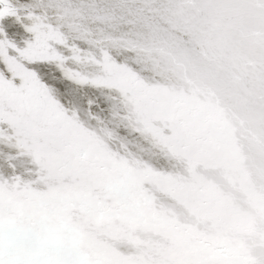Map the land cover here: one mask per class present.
I'll list each match as a JSON object with an SVG mask.
<instances>
[{
    "label": "rangeland",
    "instance_id": "374dc122",
    "mask_svg": "<svg viewBox=\"0 0 264 264\" xmlns=\"http://www.w3.org/2000/svg\"><path fill=\"white\" fill-rule=\"evenodd\" d=\"M73 1L74 0H55L53 2L55 7L61 9V11H65L66 7H69L71 3L73 4ZM76 1L80 5H82L85 9H87V12H85V16L93 19L92 21L93 25L88 23L84 25V27H79L76 26L77 23L74 19L70 18L67 20L66 18L61 16L63 19H66L68 21V24H64L66 22H64L62 19H55V23L57 26L56 29L58 30L54 34V36L56 37L54 38L53 36L54 39L51 37L52 38L51 41L49 40L47 41V36L44 37L43 33L39 32V29L36 28H35L36 32L34 34L37 36L38 39L33 35L32 36L28 35V37H26L27 34L25 33L24 30L21 29V27H17L19 29L16 31L11 30L12 32L10 31L8 32V35L12 34L14 40L12 41V43L16 48L18 47V49L19 48L20 49L22 48L24 50L26 49L30 53L31 60L28 61L29 62L28 64L25 62L28 65L26 68L33 70L35 74V78L39 80L43 86L45 85L44 82H49L50 84V81L51 84L56 85L57 90L54 91L50 89L46 91L47 95L49 94L50 97L51 94L56 95L57 100H59V107H60L59 111L58 109L56 110L53 109V114L54 113H55L54 115L61 114L65 118H67L66 116L69 117V115L73 116L75 120L79 121L78 123L81 124L82 127L83 126L85 127V128L83 127L85 129V130L83 129L84 133L82 132V134H79L80 137L82 135L83 137L87 136L89 139H93L99 146L105 149L107 153L111 155L114 159L124 163L125 165L133 169L140 171L143 169L142 171H145V167L151 165L152 167L160 170L161 172L163 171V173L167 177H169L170 181L172 182L180 181L189 190L192 189V190L200 191L201 193L205 192L204 193L205 195L206 193H210L211 195L213 194L215 196L217 195L218 198L220 197L225 202L231 203L239 212H241L244 222L241 221L242 219L238 218V220L236 219L237 225L230 224V227L227 225H224L223 227V226L215 225L214 223H208L204 219L205 216L201 217L203 215L200 214L197 215V213H194L192 209L186 208L184 205L181 204L179 205L174 201L172 202V200L169 199L168 195H165L158 190L156 191L150 189L149 186L143 185L139 189V193H138L140 198L135 199L134 195L132 194L131 190L128 188L126 184L123 185L117 184L116 186L115 185L111 186L110 183L105 182L103 177L98 176L100 175L99 173L95 171L87 172L82 167L81 168L80 167L77 168L76 166L74 167V165L70 163L69 159L66 156H62L61 153L58 151L57 152L53 151V149H55L54 146L58 145L55 142L56 141L55 137H53L52 132L46 130L45 128L46 124L38 120L37 116L30 114L28 111H24L22 109V111L25 114H27L31 122H29L28 124V122L25 121L27 125L23 124V122H20V124L19 123L13 124L12 122H14V120L8 115L9 109L11 108L12 111L17 112L14 114V116L17 118L20 117L21 110L19 112L17 105L9 104L10 105L9 106L7 105L6 102L4 103L3 99L0 98L1 99L0 120L5 121V123L7 124L6 130L10 129L11 131V133L8 134L7 132H3V129H1L2 131L0 130L1 131L0 132V200H1L0 201V260H4L5 262L4 264H21L16 259H13L10 255L11 254L16 255V253L18 254V252H16V250H18L16 246L22 247L23 243L26 241L25 240L23 242L20 239L22 238V236L24 237L29 236L31 239L35 240V242H37L36 240H39L41 245L44 244V246L37 248V250L39 249L38 251L40 253L39 254L40 256L45 257L42 258V262L46 261L47 263H51V264H64V263L65 264H108V263L116 264L117 262H118L117 264H124V263L125 264H129V263L130 264H166V263L168 264H264V251H263L264 250V238H263L264 237V137H263L264 118L263 120L262 118H260V120L259 119L256 120L253 112L247 111L245 108H243V106H238L237 103L233 102L234 100L229 101L231 99L229 96L227 98H224V102H222L224 104L223 105L222 103H220L221 101L219 102L217 101L214 94L211 93V90L210 91L207 90L204 84V82H206L207 79L211 78V76L216 75L219 77H223L228 82H230L232 87L239 89L242 85L243 88L241 87V89L243 91L245 89V91H247V96L250 97V99L248 98V100L254 101L256 103L260 102L264 106V85L261 83L264 82V60H260V56L257 55L258 53H255L256 54L255 55L252 52L248 51L249 49L254 51V49L252 48L248 49V47H246L243 48V54H245L243 55V61L245 59L243 63L245 69H242L243 71L238 67H236L234 68V70L239 69V71L235 70L232 73V71L229 72L228 69L219 66L218 71H214L215 74L211 75L209 73L210 72L209 71L210 68L208 66L209 64L207 62H201L202 59L200 58L201 60L198 59L197 64H199L200 66L203 65L204 70L199 69L198 71H200L199 73H201L200 76L199 74H197L198 76L195 74L196 75L195 76L190 74L189 71L186 70L185 65H187L186 64L187 62L186 63L184 62L185 63V65L183 64L184 67L180 65L183 63V59L181 60L178 59L177 61V59L168 55L166 51H161L158 47L153 45V43H155L154 39L161 38L159 36L161 35L159 33V30H155L158 29L157 26L151 28L150 25L149 27L147 24L145 25L144 22L140 23L136 18L134 19L128 16L119 17L111 9L107 10L103 8L99 2L100 0H76ZM120 1L122 5L127 6L125 2L128 0H120ZM132 1L135 2L134 4L136 5L135 7L138 8L139 6L138 9H142V10L145 9L147 11L151 10L152 12L151 14H153L152 10H154V8L161 9V14L159 13L160 11H157L156 15L161 21L170 23V26L169 25L166 26L167 30H169L171 26L173 28L174 26L173 24H175V26L177 24L179 29H177L176 27H174L173 29L179 30L180 32L179 31L178 32L180 35L182 34V36L185 37L188 36L187 38L190 37L189 39H193V38L195 39L196 37L199 36V34H201L202 37L200 38L203 39L202 32L199 26H197L198 23L206 24L204 26L205 28L203 26L200 27L204 28V30L206 31L204 33H206L207 36L210 33V31H212L211 35L217 36L216 29L219 30L218 27L223 28L226 31L229 27L234 26L235 23V22H233V24L227 22L225 23L224 19H220L219 22L216 19L217 16H220L221 14H225L226 10L223 11L218 9L217 11H215L213 8H211L212 4L216 3L215 0H204L201 2L194 0L192 2V0L191 1L188 0V2L186 1L183 3L180 0H160L161 2L158 0L157 1L132 0ZM146 1H148L149 3ZM246 2H247L246 4L247 8L248 7L251 9L254 8L253 10L255 12L260 11V14L264 13V0H247ZM130 4L131 3L129 2L128 5ZM190 4L192 5V9H194L195 11L189 10L187 6ZM184 6L187 8L186 9L187 11L184 10ZM237 7L238 9L241 8L238 5ZM119 8L120 7L118 8L116 7L117 10L122 9ZM211 9H212V13H211ZM253 10H251V12L249 11L250 13H252L249 16L255 17V15L252 12ZM54 11L55 10H53V12ZM166 13H168V16L167 18H164L162 14L166 16ZM58 14H63V13L56 11L54 12V15H58ZM173 14H175V16ZM187 15H189L190 18H188ZM200 15L204 17L202 18ZM183 16L187 17V19L185 18L183 20L180 18L178 19V17H183ZM261 16L263 20L262 21L260 20V23H256L255 25L252 26L256 30L254 32H251V34L253 33L257 35V31H258L259 35H262L264 37V14H262ZM168 17L169 18L171 17L172 19L174 18L175 22L174 20L172 21V19H169ZM80 18L81 17L78 16L75 19L76 20L78 19V22L83 21ZM198 18H200V20ZM237 18L238 16H235L231 19H237ZM125 20L128 22H126ZM154 21L153 19H150V22H154ZM215 23H218L219 25L215 27L214 25ZM135 26L138 28H136ZM6 28L7 30H10V28L8 27ZM149 28L152 29L153 32L149 30ZM172 28H170V30H173ZM97 29L102 32L103 31L107 32L113 36L123 35L121 33H125V35H128L129 37L132 38L139 37L141 38V40L144 39L145 46L138 47L133 45L131 47L130 46L131 44H127L123 40L122 41L119 39L112 40V39H107L106 37L103 38V35L100 34L101 32H99ZM20 30L23 31L21 32L23 36L20 33ZM199 30L201 33L199 32ZM237 30H240L237 35L242 43H244V41H246L247 44L252 42V39H249L250 38L249 32L244 33L245 31L244 30L241 31L242 29L239 26H237ZM155 31H157L158 33ZM184 31L188 33V35L184 33ZM127 32H129L130 34H128ZM178 32L175 33L178 34ZM189 32H191L192 34ZM194 33L197 36H195ZM155 35L156 36L158 35V37L156 38ZM162 35H163L162 39H167L166 36L164 35H168V34L165 33ZM211 35H209L210 38L211 37L215 38V36H211ZM62 36H66L67 43L64 42V39L63 40L61 39ZM148 37L150 38L152 37V38L150 39ZM167 37H169V35ZM222 37L229 39L230 37L229 32L228 34H224V36ZM222 37H220V40L222 39ZM6 38H9L8 40L10 41V37H6ZM216 39H219L218 36ZM194 41L197 43H193L192 45L194 46L197 45V46L194 47L191 45L192 46L191 48H193V52L196 51L195 52L196 54H200L203 57V55L201 54L203 52L200 50L201 48H203V46L200 44L198 45L199 41L197 39H195ZM43 42H46V45H44L45 43ZM149 42H151L150 44H152L153 46H151ZM259 42L264 43V41H259ZM229 45L226 46L229 47ZM13 50L14 49L11 48V52H14L15 55L18 54V52ZM104 50H106L105 52L110 53V56H112L113 58L105 56ZM188 52L186 51L187 56L188 55L191 56L192 52L190 53ZM35 56H37V58ZM132 56L136 57V59L133 58ZM124 57H129L130 60H128L127 58L125 59ZM256 57L259 59H256ZM92 58H94L95 61L94 59L92 60ZM116 59L118 61H115ZM213 59L214 57L211 60ZM179 61L181 62L178 63ZM118 63L122 64L124 66V69L130 72V75L127 73L122 74L121 72H119L118 68H116L115 66ZM246 64L249 66H253L254 64L256 65V67L254 68L252 67L248 69L246 67ZM241 68H243V66ZM257 68L263 73L259 77L261 79L258 80L257 78H255L257 79L256 82H254L255 80L252 81L253 79L249 80L250 79L249 76L256 77L254 72L257 71ZM250 69H254V70H250ZM45 70H49L52 73L51 76L52 79H47L46 81L45 76L40 75L39 72ZM207 72L209 73V77L207 76L208 74ZM243 73L246 74L245 78L243 77L244 75ZM251 73L252 75H249ZM177 74H179L180 76ZM93 75H97L98 77L107 76L108 78L110 76H111L110 78L114 77L115 79L118 80L116 82L118 83V85L126 87V89L128 90H130V88L127 87V85L130 86L132 84L133 88L134 87L140 88L142 87V85H139V83H144V82L153 83L154 86H152V90H144V92H146L145 94L147 95L148 102L150 104L154 102L155 105L150 109H147V102L141 96L143 93L138 92L139 89H134V91L137 93L134 92L133 95H130V93L128 92H126L127 96H124L122 94L126 99L124 100L125 102H123L125 105L121 102L120 103L117 102V100L114 98H112L113 100H111L107 95H105V92H107L106 86L102 87L99 84L96 86H93L92 84L89 85V82H87L85 78L91 77ZM181 75L185 78H183ZM257 75L259 74L257 73ZM120 76L123 79V80L121 79L122 81L118 79ZM247 76L249 77V79H246ZM105 77H103V79H105ZM241 77L244 78V81L243 78ZM183 79L186 80L183 81ZM127 82H129L130 85ZM195 82L196 83L198 82V84H195ZM244 82H250V83L244 84ZM157 85H159V87ZM210 88H212V90L214 89L213 86H210ZM103 89H105V91ZM112 89L115 90L113 91L110 90V91L115 94L116 88L113 87ZM195 92L197 93L199 92L201 94L199 93L197 94ZM135 94H137L138 96H136ZM115 95L116 96L118 95L121 98L120 96L121 93ZM200 96H202V98L199 99L198 97ZM84 97H87L88 100L85 99ZM129 98L132 101L134 100L135 103L134 104L131 103L132 101L130 102ZM104 102L106 105L104 104ZM214 103H216V105ZM225 105L227 107L229 106L228 107L229 109H227ZM222 106L225 107L222 108ZM41 107L43 108L42 105H39L38 108ZM107 107L109 110H112V112L118 114L120 113L119 115H123L121 116L122 121L121 122L118 120L115 121L114 118L112 117L113 113H111L112 114L111 115L105 110ZM204 107L206 108V110ZM215 107L217 108L215 109ZM262 109H264V107ZM262 109H259L258 111L264 114V110ZM47 110L48 108L45 106L42 113L46 112ZM231 110L238 117L233 115V112ZM16 114L19 115L16 116ZM148 114L149 116H151L152 119L155 120V122L160 124L166 132L170 133L168 135H172L167 145H169V143L173 141L175 147V148L173 147L171 151L168 150L164 154V152L166 151L165 148L166 144L163 143L164 141H162L161 143L157 141L158 144L162 145L163 147V152H161L159 149L156 150L158 154H162L163 156V157H158L157 159L154 158L152 154L151 155L149 154L148 156V150L150 149L148 148V146L151 147V143H149L150 140H151L150 142H155L154 138L156 140L157 139L159 140L161 136L159 134L160 132H157V130L152 129V127L146 128L145 125L141 124L143 123L142 119L143 118L145 119L146 115ZM189 117H191L192 119ZM221 117H223L224 119ZM117 118L119 119V117ZM181 118L189 119L188 122H190V125L195 128L196 132L190 127H188V125L184 121H182ZM191 121L193 122L192 123L193 125L191 124ZM39 122L41 123V126L37 127L38 125L37 123ZM235 122H237L238 124ZM10 123L13 125L12 127L10 126L11 125ZM111 124H113V126H111ZM34 128L36 129L34 130ZM238 128L240 130H238ZM220 131L222 134L220 133ZM110 133L114 135H117L118 133L117 138L121 140L120 142H127V143L123 146L121 145L122 148H119L118 144H120V142H117L115 141V139L111 138V135H109ZM155 134H157V136ZM12 135L21 139L24 143L27 144V146H20ZM120 135L126 136V139L125 137H120ZM151 137H153V140ZM131 138H133L134 140ZM59 142H61V139L59 140ZM28 144L29 146H31L32 144V147L34 145L38 147V149L39 148L42 149L39 151H37L36 149L34 150L30 148ZM183 145L184 147H182ZM185 146H188L190 148L188 149V147L186 148ZM194 146L196 149L194 148ZM127 151H130V153H132L133 156L131 157L130 155H128ZM204 151L207 152L209 151L210 153H213V156L216 157L217 162H220L218 158L226 157L228 158V160H231L232 162H237L238 166H243L247 170V172H249V173H245L244 178H242L244 181L245 179L247 180L245 181V186L242 187V183H241L242 180L241 182L240 180L239 181L237 180L239 179L238 177H236L237 174L234 173L231 175L230 172L229 174H227V172L223 169H220V167L216 169L215 167H211L209 164L210 163L214 164V163L207 161L208 158L206 157ZM177 152L179 153V155ZM200 152L203 154L202 159L199 160L197 158L192 157V155L199 154ZM133 157H136L135 158L136 160L132 159ZM194 160H196L197 162ZM22 162L24 164H22ZM232 165H235V163H233ZM187 179H189V181ZM253 181L258 186L257 189L254 187ZM4 182L5 184H3ZM189 182L191 184H189ZM176 184L178 183L176 182ZM259 187H261V189H259ZM121 190H123L122 191L123 194H120ZM11 191H13L14 193L13 192L11 193ZM22 194L24 195V197ZM42 194L44 197L42 196ZM108 194H110L111 196ZM39 195H41V197H39ZM57 196L59 199L56 198ZM100 197L104 198L105 200L101 199ZM70 198L73 200H71ZM82 198H84V200ZM245 198H247V200H245ZM147 199H151L153 201L156 209L155 211L158 216V220L171 222L182 228L186 227L187 231H189L191 234L189 236L192 244L189 245L188 241L184 239L185 235L184 234H183L184 236L182 235L181 233L182 231L180 232L178 231L179 233L178 232L172 233L168 230H165L159 224L154 223L152 221L153 213L152 211H150L151 209L145 203L141 202ZM75 205H77L76 208L75 207L73 208L72 206ZM86 206L88 208H86ZM49 209L50 211H48ZM2 212H7V213L4 214ZM61 213L64 215V218ZM90 215H92V217H90ZM30 217L32 219L35 218L38 219L40 217L38 220V223L40 224L38 225V223H36L37 219L30 220L31 219ZM60 219L62 220L63 223H61ZM66 219L68 220L67 222ZM1 221L3 222L4 226ZM40 221L41 222L45 221L44 222L45 224L41 223ZM50 221L51 223H49ZM80 222L81 224H79ZM33 223L35 224L33 225ZM243 223L248 224V228L247 226L246 227L243 226L244 227L243 228L242 227ZM64 236L67 237L64 238ZM104 236L107 237L106 238L107 240L105 239ZM47 242H51V243H47ZM83 244H85L86 247ZM77 245L78 247H76ZM132 246H134L133 249ZM70 248H73L74 250ZM93 248H95V250ZM239 250H241L242 252ZM51 251L53 252L54 255L47 254L50 253ZM134 251L136 252L134 253ZM175 251L176 254L174 253ZM55 253H57L58 255L57 254L55 255ZM138 255L140 257H137ZM20 257L23 259L26 258L24 256V253H21ZM141 257H143L145 260H143V258L141 259ZM27 259L28 258H26V260ZM119 259L121 260V262L119 261ZM209 260H212L213 263L212 261ZM45 263L43 262V264Z\"/></svg>",
    "mask_w": 264,
    "mask_h": 264
},
{
    "label": "bare ground",
    "instance_id": "6f19581e",
    "mask_svg": "<svg viewBox=\"0 0 264 264\" xmlns=\"http://www.w3.org/2000/svg\"><path fill=\"white\" fill-rule=\"evenodd\" d=\"M55 0H1L0 1V98L4 100V103L6 102L7 105L9 104H14V105H17L18 106V111L20 112L21 110V115L20 119H18L17 117L14 116L15 113L17 112H14L11 110V108L9 109V112H8V115L14 120V122H11L13 124H20V122H23V124L27 125L25 121L28 122H31V120L29 119V117L27 116V114H25L22 109L24 111H28L30 114H33L35 116H37V119L40 120L42 123L46 124V130H48L49 132H52V135L53 137H55V142L56 144L58 145H55V149H53V151L55 152H60L62 156H66L70 163L74 165V167L76 166L77 168H83L85 169L87 172H90V171H95L97 173H99L100 177H103L105 182L107 183H110V185H117V184H126L128 186V188L131 190L132 194L134 195V198L135 199H139L140 196H139V189L144 185V186H149L150 189H153V190H158L160 191L161 193L165 194V195H168L169 196V199L172 200V202H176L177 204H181V205H184L186 208H189V209H192V211L194 213H197V215H203L201 217H204L205 216V220L208 222V223H214L215 225H219V226H223L224 225H227L230 227V224H236V219L238 220L239 219H242L241 221L244 222V219L242 218V213L239 212L231 203L229 202H225L223 199H221L220 197L218 198L217 195H211L210 193H206V195L204 194L205 192L201 193L200 191H196V190H189L186 188L185 185H183V183H181L180 181H176L178 184H176V182H172L169 180V177H167L163 171L161 172L160 170L152 167L151 165L149 166H146L145 167V171H140V170H136V169H133L127 165H125L124 163L114 159L111 155H109L107 153V151L105 149H103L101 146H99L93 139H89L87 136V138L83 137L81 135V137L79 136V134H82L83 132V129L84 128L82 127L81 124H79L77 120L74 119L73 116L69 115L66 116L67 118L63 117V115L61 114H57V115H54L53 114V109H58L59 111V100H57V96L56 95H53L51 94V97L49 96V94L47 95L46 91L47 90H57L56 89V85L54 84H51V81H50V84L49 82H44L45 85L43 86L39 80H37L35 78V74L33 72V70L31 69H27L26 67L28 66L27 64L29 63L28 61L31 60V55L30 53L25 49H18V47L16 48L12 41L13 40V36L12 34H9L8 35V32H12V31H16L18 30L19 28L17 27H21L22 30L25 31V33L27 34L26 37H28V35H33L34 37L37 38V36L34 34L36 31H35V28L36 29H39V32H42L44 37L47 36V41H51L54 34L56 33V31L58 29L57 26H56V23H55V19H62L64 22V24H68V19H74L77 23L76 26H79V27H84V25L90 23L91 25H93V19L92 18H89V17H86L85 16V12H87V9H85L82 5H80L76 0L73 1V4L71 3V5L69 7H66L65 11H61V9L55 7L54 5V2ZM141 1V0H140ZM150 1V0H149ZM157 1V0H156ZM160 1V0H158ZM183 2H188V0H180ZM191 1V0H190ZM194 1H204V0H194ZM247 0H215V4H212L211 8H213L215 11H217L218 9L220 10H223L225 11V14H221L220 16H217V20L219 21L220 19H224L225 23H231L233 24L234 23V26L232 27H229L226 31L225 29L223 28H219V30L216 29L217 31V36L219 39H216L217 36L215 35H211L212 31H210V33L208 34L211 35V36H215V38H208V36L206 35V32L204 30V26L206 24L204 23H198L197 26H199L201 32H202V36H203V39H201V34H199L198 37H196L195 39H197L199 42H198V45H202L203 48H201L200 50L203 52L201 53L203 55V57L200 55V54H196L195 52H193V48H191L193 43H197L195 42L194 38L193 39H189L187 38L188 36H182V34L180 35L179 34V30H174L173 28L176 27L177 29L178 28V25L176 24H173V28L172 26L170 28H172L173 30H167V25L170 26V23L168 22H163L161 21L158 16L156 15L157 11H160L159 13L161 14V9H155L152 10L153 11V14H151V10L150 11H147L145 9H138L137 7H135L136 5L135 2H133L132 0L131 1H126V5H122L121 1L120 0H100V4L103 8L105 9H111L117 16L119 17H122V16H125V17H131V18H136L138 19V21L141 23V22H144L145 25L147 24L148 26L150 25L151 28H154L155 26L158 27V29H155V30H159V33L161 35H159L161 38H158V39H154L155 43H153L154 46L158 47L161 51H166V53L168 55H170L171 57L179 60L183 59V63L180 64L183 66V64L185 65V63L187 65H185V68L187 71H189L190 74L192 75H197L201 73H199L200 71H198L199 69L201 70H204V66H200L198 63V59H202L201 62H207L209 65V73L212 75V74H215L214 71H218L219 69V66L222 67V68H225V69H228L229 72L232 71V73L235 71V70H238L239 69H245V66L243 65L244 61H243V48H246L248 47L249 48H252L254 49L251 50L249 49L248 51L252 52L253 54L255 53H258L257 55L260 56V60H264V43L263 42H259V41H264V37L262 35H259V32L257 31V35L255 34H251V32H254L256 29H254V27H252L253 25H255L256 23H260V20L262 21L263 18H262V14H260V11L258 12H255L253 9L254 8H247L246 2ZM57 2V1H56ZM97 2V1H96ZM131 3L130 5H128V3ZM145 2V1H143ZM148 2V1H146ZM161 2V1H160ZM193 2V0H192ZM211 2V1H210ZM149 3V2H148ZM172 3V2H171ZM174 3V2H173ZM212 3V2H211ZM238 3V4H237ZM198 4V2H197ZM205 4H206V1H205ZM241 8L238 9L237 5ZM262 4V3H261ZM97 5V4H95ZM146 5V4H145ZM169 5V4H168ZM184 5V4H183ZM147 6V5H146ZM145 6V7H146ZM149 6V4H148ZM153 6V5H152ZM157 6V5H156ZM194 6V5H193ZM116 7H120L122 9L120 10H117ZM155 7V6H154ZM166 7V6H165ZM164 7V8H165ZM189 8V10H194L192 9V5H188L187 6ZM198 7V6H197ZM208 7V6H207ZM223 7V8H222ZM136 8V9H135ZM163 8V6H162ZM195 8V7H194ZM199 8V7H198ZM52 9V10H50ZM148 9V7H147ZM180 9V8H179ZM178 9V10H179ZM187 8L184 6V10H186ZM196 9V8H195ZM200 9V8H199ZM207 9V8H205ZM53 10H55L56 12H62L63 14H58V15H54V12ZM175 10V9H174ZM183 10V11H184ZM209 10V8H208ZM219 10V11H220ZM251 10H253V14L255 15V17L253 16H249L251 12ZM69 11H70V14H69ZM97 11V10H96ZM170 11V10H169ZM173 11V10H172ZM171 11V12H172ZM195 11V10H194ZM198 11V10H197ZM218 11V12H219ZM250 11V12H249ZM262 11V10H261ZM53 12V13H51ZM72 12V13H71ZM94 12V11H93ZM100 12V11H99ZM190 12V11H189ZM192 12V11H191ZM76 13V14H75ZM80 13V14H79ZM102 13V12H101ZM123 13V14H122ZM206 13V12H205ZM210 13V11H209ZM208 13V14H209ZM211 13H212V9H211ZM217 13V12H216ZM57 14V13H56ZM79 14V15H78ZM87 14V13H86ZM90 14V13H89ZM182 14V13H181ZM190 14V13H189ZM194 14V13H193ZM199 14V13H197ZM206 14V15H208ZM114 15V14H113ZM164 18H167L168 16V13H166V16L164 14H162ZM171 15V14H170ZM175 16V14H173ZM61 16H63L64 18L66 19H63ZM78 16H80L83 21L81 22H78V19L76 20L75 18H77ZM106 16V15H105ZM111 16V15H110ZM182 16V15H181ZM198 16V15H197ZM202 17V15H200ZM235 16H238L237 19H231ZM257 16V17H256ZM261 16V17H260ZM188 18L189 15H187ZM187 17H178V19H187ZM200 17V18H201ZM204 17V16H203ZM202 17V18H203ZM209 17V16H208ZM230 17V18H229ZM169 18V17H168ZM196 18V17H194ZM193 18V19H194ZM200 18H198L200 20ZM142 19V20H141ZM150 19H153L154 22H150ZM162 19V18H161ZM169 19H172L171 17ZM212 19V18H210ZM124 20V18H123ZM122 20V21H123ZM127 20V19H126ZM125 20V21H126ZM141 20V21H140ZM165 20V19H163ZM174 20L175 22V19L173 18L172 21ZM177 20V19H176ZM181 20V22H182ZM198 20V21H199ZM215 20V19H214ZM37 23H36V22ZM70 21V20H69ZM86 23H85V22ZM187 21V20H186ZM185 21V23H186ZM202 21V19H201ZM211 21V20H210ZM213 21V20H212ZM58 22V21H57ZM83 22V23H82ZM120 22V21H118ZM128 22V21H126ZM137 22V20H136ZM170 22V21H169ZM181 22H180V25H181ZM220 22V21H219ZM63 23V22H62ZM71 23V22H69ZM191 23V22H190ZM132 24V23H131ZM137 24V23H136ZM179 24V23H178ZM195 24V23H194ZM59 25V24H58ZM70 25V24H69ZM72 25V24H71ZM141 25H144V24H141ZM212 25V24H211ZM215 27H217L219 24L218 23H215L214 24ZM229 25V24H228ZM149 26V27H150ZM200 26H203V27H200ZM237 26L241 27V31H245L244 33H247L249 32L250 35H249V39H252V42H250L249 44H247L246 41H244V43H242L240 40H239V37H238V33L240 30H237ZM10 28V30H7V28ZM40 27V28H39ZM91 27V26H90ZM94 27V26H93ZM136 27V26H135ZM181 27V26H180ZM184 27V26H183ZM187 27V26H186ZM208 27V26H207ZM138 28V27H136ZM182 28V27H181ZM209 28V27H208ZM65 29V28H64ZM93 29V28H92ZM133 29V28H132ZM185 29V28H184ZM187 29V28H186ZM192 29V28H191ZM12 30V31H11ZM98 30V29H97ZM149 30L152 31V29L149 28ZM199 30V32H200ZM231 30V31H230ZM92 31V30H91ZM99 32H101L100 34L103 35V38H107V39H112V40H123L124 42H126L127 44H131L130 46L132 47L133 45L134 46H138V47H142V46H145L144 45V39L141 40V38L139 37H135V38H132V37H129L128 35H125V33H121L123 35H116V36H113L107 32H102L100 30H98ZM125 31V30H124ZM127 31V30H126ZM179 31V32H178ZM190 31V30H189ZM196 31V29H195ZM23 32L20 30V33ZM153 32V31H152ZM157 32V31H155ZM175 32H178V34H176ZM188 32V31H187ZM200 32V33H201ZM223 32V33H221ZM229 32V39H226L225 37L223 38L222 36H224V34H228ZM90 33V32H89ZM128 34H130L129 32H127ZM132 33V32H131ZM158 33V32H157ZM168 34L169 37H167L168 35H164L166 36L167 39H162L163 35L162 34ZM184 33H186L184 31ZM191 33V32H189ZM196 33V32H195ZM194 33V35H195ZM242 33V32H241ZM256 33V32H255ZM22 34V33H21ZM64 34V33H62ZM136 34V33H135ZM133 34V35H135ZM188 35V33H186ZM192 34V33H191ZM91 35V34H90ZM132 35V36H133ZM153 35V34H152ZM152 35H149V36H152ZM184 35V34H183ZM190 35V34H189ZM23 36V34H22ZM99 36V35H98ZM154 36V35H153ZM197 36V35H195ZM6 37H10V41L8 40L9 38H6ZM33 37V38H34ZM52 37V38H51ZM56 36H54L55 38ZM68 37V36H67ZM72 37V36H71ZM155 37L157 38L158 35ZM201 37V38H200ZM220 37H222V39L220 40ZM53 38V39H54ZM150 38V37H148ZM152 38V37H151ZM150 38V39H151ZM154 38V37H153ZM192 38V37H191ZM38 39V38H37ZM61 39L63 40L64 39V42L67 43V39H66V36H62ZM97 39V38H96ZM241 39V38H240ZM247 39V38H245ZM239 40V41H238ZM242 40V39H241ZM43 41V39H42ZM207 42V43H205ZM16 43V42H15ZM45 43L44 45H46V42H43ZM72 43V42H71ZM151 42H149L150 44ZM29 44V43H28ZM36 44V43H35ZM99 44V43H98ZM147 44V43H145ZM205 44V45H204ZM230 44V45H229ZM109 45V44H108ZM151 46H153L152 44H150ZM192 45V46H191ZM226 45H229V47H227ZM18 46V44H17ZM103 46V44H102ZM197 46V45H196ZM194 46V47H196ZM38 47V46H37ZM148 47V46H147ZM11 48H13L14 50L13 51H16L18 52V54L15 55L14 52H11ZM153 48V47H152ZM130 49V48H129ZM137 49V48H136ZM41 50V49H40ZM256 50V51H255ZM44 51V50H43ZM101 51V49H100ZM106 50H104V55L105 56H108L110 58H113L112 56H110V53L108 52H105ZM136 51V50H135ZM134 51V52H135ZM186 51H190L192 52L191 56H187L186 54ZM197 51H198V48H197ZM37 52V51H36ZM117 52V51H116ZM188 52V53H190ZM247 52V51H246ZM82 53V52H81ZM80 53V54H81ZM102 53V52H101ZM165 53V54H166ZM51 54V53H50ZM119 54V52H118ZM251 54V53H250ZM37 55V54H36ZM161 55V54H160ZM229 55V56H228ZM252 55V54H251ZM256 55V54H255ZM48 56V55H47ZM81 56V55H80ZM37 58V56H35ZM62 57V56H61ZM86 57V56H85ZM119 57V56H117ZM133 58L136 59V57L132 56ZM166 57V55H165ZM194 59H193V58ZM214 57L213 60H211L212 58ZM24 58V59H23ZM43 58V57H42ZM125 59L127 58L128 60H130L129 57H124ZM172 58V59H173ZM44 59V58H43ZM46 59V58H45ZM61 59V58H60ZM87 59V58H86ZM94 58H92L93 60ZM155 59V58H154ZM171 59V58H170ZM200 59V60H201ZM250 59V58H248ZM256 59H259L256 57ZM23 60V61H22ZM57 60V59H56ZM98 60V59H97ZM133 60V59H132ZM88 61V60H87ZM95 61V59H94ZM115 61H118L117 59ZM27 64H26V63ZM89 62V61H88ZM120 62V61H119ZM181 61H179L178 63H180ZM185 62V63H184ZM34 63V62H33ZM49 63V62H48ZM87 63V62H86ZM176 63V62H175ZM177 63V64H178ZM238 63V64H237ZM172 64V63H171ZM201 64V63H200ZM255 64V63H254ZM253 66H249L246 64V67L249 69V68H254L256 67V65ZM126 65V64H125ZM173 65V64H172ZM176 65V64H175ZM35 66V64H34ZM37 66V65H36ZM61 66V65H60ZM105 66V65H104ZM116 68H118V71L121 72L122 74H129L130 75V72L125 70L124 69V66L122 64H117L115 65ZM128 66V65H127ZM160 66V65H159ZM243 66V68H241ZM68 67V66H67ZM169 67V66H168ZM184 67V66H183ZM238 67L239 69H235ZM263 67V66H262ZM127 68V67H126ZM161 68V67H160ZM165 68V67H164ZM171 68V67H170ZM184 68V69H185ZM206 68V66H205ZM172 69V68H171ZM208 69V68H207ZM262 69V68H260ZM72 70V69H71ZM180 70V69H179ZM213 70V71H212ZM250 70H254V69H250ZM80 71V70H79ZM172 71V70H171ZM170 71V72H171ZM184 71V70H183ZM243 71V70H242ZM78 72V71H77ZM76 72V73H77ZM87 72V71H86ZM106 72V71H105ZM185 72V71H184ZM254 72V71H253ZM252 72V73H253ZM259 75H257V73ZM254 72L256 77H252V76H247L246 79H249V80H252L254 82L257 81V79H261L259 78L260 75H262L263 73L257 68V71ZM40 75H43L45 76V80L47 81V79H52L51 76H52V73L49 71V70H45V71H42V72H39ZM183 73V72H182ZM205 73V71H204ZM208 73V72H207ZM209 73L207 74V76L209 77ZM249 74V75H252ZM55 74V73H54ZM53 74V75H54ZM80 74V73H79ZM87 74V73H86ZM236 74V72H235ZM244 74V73H243ZM242 74V75H243ZM179 75V74H177ZM185 75V74H184ZM195 75V76H196ZM206 75V74H205ZM248 75V74H247ZM48 76V77H46ZM71 76V75H70ZM110 76V75H109ZM180 76V75H179ZM182 76V75H181ZM187 76V75H186ZM189 76V75H188ZM198 76V75H197ZM215 76V77H214ZM211 76V78L207 79L206 82H204L205 84V87L207 88V90H211V93L214 94V96L216 97L217 101H221L220 103L224 102V98H227L228 96L231 98L229 101L231 100H234L233 102L234 103H237L238 106H243V108H245L247 111H251L254 113L255 115V118L256 120H260V118H262L263 120V113L259 112L258 110L259 109H262L264 106L259 102H254V101H251V100H248V98L250 99V97L247 96V91H244L241 89V87L243 88V86L241 85V87L238 89V88H235V87H232L230 82H228L226 79H224L223 77H219V76ZM246 74L243 75V77L245 78ZM254 76V75H253ZM102 77V78H101ZM103 77L105 76H100L98 77L97 75H93L91 77H88V78H85L87 80V82H89V85L92 84L93 86H96V85H101L102 87H105L106 86V89H107V92H105V95H107L111 100H113L112 98L116 99L117 102H125L124 100L125 97L124 96H127L126 92L130 93V95H133L134 94V89H139L138 92L140 93H143L141 96L142 98H144V100H146L147 102V109H150L151 107H153L155 105V103L151 102L152 104H150L147 100V95L145 94L146 92H144V90H152V86L153 83H150V82H144V83H139V85H142V87L140 88H133L132 84L130 85L129 82H127L130 86L127 85V87L130 88V90L126 89V87H123L121 85H118V83H116L118 80L115 79L114 77L113 78H108L107 76L105 77V79H103ZM178 77V76H177ZM183 77V76H182ZM225 77V76H224ZM241 77V78H243ZM185 78V77H183ZM196 78V77H195ZM234 78V77H233ZM236 78V77H235ZM244 78H243V81H244ZM257 78V79H255ZM56 79V78H55ZM120 81H122V77L120 76L118 78ZM122 79V80H121ZM170 79V78H168ZM186 79H189V78H186ZM186 79H183L186 80ZM211 79V80H210ZM43 80V79H42ZM83 80V79H82ZM179 80V79H178ZM177 80V81H178ZM181 80V79H180ZM192 80V79H191ZM195 80V79H194ZM201 80V79H200ZM78 81V80H77ZM114 81V82H113ZM193 81V80H192ZM248 81V80H247ZM14 82H17V83H14ZM106 82V83H105ZM182 82V81H181ZM78 83V82H77ZM76 83V84H77ZM124 83V82H123ZM187 83V82H186ZM202 83V82H201ZM245 83H250V82H244ZM263 85H264V82H261ZM161 84V83H160ZM163 84V83H162ZM176 84V83H175ZM179 84V83H178ZM193 84V83H191ZM195 84H198V82ZM202 84V85H204ZM208 84V85H207ZM73 85V84H72ZM79 85V84H78ZM183 85V84H182ZM185 85V84H184ZM247 85V84H246ZM83 86V85H82ZM159 87V85H157ZM156 86V87H157ZM164 86V85H163ZM166 86V85H165ZM175 86V85H174ZM188 86V85H187ZM210 86H213L214 89L212 90V88H210ZM113 87L116 88V91H115V94H120L121 93V98L118 96H116L113 92V90L115 89H112ZM168 87V86H167ZM193 87V86H191ZM31 88V89H29ZM64 88V87H63ZM249 88V87H248ZM26 91V92H24ZM160 89V88H159ZM204 89V88H203ZM31 90V91H30ZM79 90V89H78ZM77 90V91H78ZM105 91V89H103ZM111 90V91H110ZM163 90V89H162ZM190 90V89H189ZM201 90V89H199ZM94 91V90H92ZM143 91V92H142ZM195 91V90H193ZM192 91V92H193ZM120 92V93H118ZM203 92V91H202ZM29 95H28V94ZM97 93V92H96ZM137 93V92H135ZM197 93V92H195ZM199 93V92H198ZM197 93V94H198ZM207 93V92H206ZM124 96H123V95ZM201 94V93H199ZM204 94V93H203ZM202 94V95H203ZM58 95V94H57ZM136 96H138L137 94H135ZM212 95V94H211ZM29 96V98H28ZM73 96V95H72ZM82 96V95H81ZM102 96V95H101ZM177 96V95H176ZM196 96V95H195ZM53 97V98H52ZM167 97V96H166ZM209 97V96H208ZM67 98V97H66ZM85 99H87V97H84ZM91 98V97H90ZM95 98V97H94ZM93 98V99H94ZM141 98V99H142ZM199 99L202 98V96L198 97ZM0 99V100H1ZM31 99V100H29ZM63 99V98H62ZM88 100V99H87ZM103 100V99H102ZM120 100V101H119ZM202 100V99H201ZM206 100V99H205ZM213 100V99H212ZM105 101V100H104ZM129 101L131 102L132 100L129 98ZM150 101V100H149ZM204 101V100H203ZM214 101V100H213ZM228 101V100H227ZM31 102V103H30ZM137 102V101H136ZM216 102V101H215ZM64 103V102H63ZM103 103V102H102ZM131 103H135V101L133 100ZM196 103V102H195ZM209 103V102H208ZM263 103V102H262ZM105 104V102H104ZM124 104V103H123ZM200 104V103H199ZM202 104V103H201ZM216 105V103H214ZM223 104V103H222ZM39 105H42L43 108H38ZM65 105V104H64ZM106 105V104H105ZM125 105V104H124ZM146 105V104H145ZM205 105V104H204ZM214 105V106H215ZM224 105V104H223ZM229 105V104H228ZM10 106V105H9ZM47 107L48 110L44 113L43 112V109L44 107ZM61 106V105H60ZM134 106V105H133ZM138 106V105H137ZM184 106V105H183ZM207 106H210V105H207ZM226 106V105H225ZM225 106H222L225 107ZM263 106V107H261ZM69 107V106H68ZM109 107V106H108ZM108 107L105 109L108 113H113L112 117L114 118L115 121H122V117L123 115H119L118 113H115V112H112V110H109ZM201 107V106H200ZM221 107V106H220ZM219 107V108H220ZM229 107V106H228ZM227 106L226 108L229 109ZM71 108V107H70ZM69 108V110H70ZM205 108V107H204ZM217 107H215L216 109ZM65 109V108H64ZM111 109V108H110ZM143 109V108H142ZM212 109V108H211ZM214 109V110H215ZM68 110V109H67ZM183 110V109H182ZM206 110V108H205ZM221 110V109H220ZM223 110V109H222ZM225 110V109H224ZM264 110V109H262ZM130 111V110H129ZM141 111V110H140ZM139 111V112H140ZM232 111V110H231ZM14 112V113H13ZM18 112V113H19ZM70 112V111H69ZM68 112V113H69ZM151 112V111H150ZM149 112V113H150ZM188 112V111H187ZM193 112V111H191ZM209 112V111H208ZM212 112V111H211ZM221 112V111H220ZM227 112V111H226ZM225 112V113H226ZM233 112V111H232ZM52 114V116H51ZM74 114V113H73ZM126 114V113H125ZM134 114V113H133ZM211 114V113H210ZM19 115V114H18ZM16 114V116H18ZM206 115V114H205ZM233 115H235V113L233 112ZM253 115V116H254ZM191 116V115H190ZM209 116V115H208ZM222 116V115H221ZM226 116V115H225ZM228 116V114H227ZM236 116V115H235ZM250 116V115H249ZM119 117V119L117 118ZM238 117V116H236ZM128 118V117H127ZM191 118V117H189ZM223 118V117H221ZM228 118V117H227ZM226 118V119H227ZM231 118V117H230ZM1 119V118H0ZM135 119V118H133ZM132 119V120H133ZM182 121H184L188 127H190L191 129H193L195 132V128L192 127L190 125V122H188L189 119L187 118H181ZM192 119V118H191ZM224 119V118H223ZM143 120V125L146 126V128L148 127H152V129H155L157 130V132H160L159 134L161 135L159 140L155 139V142H150L149 140V143H151V147L148 146V148H150L148 150V156L149 154L153 155L154 158H158V157H163L162 154H158L156 150H160L161 152H163V147L162 145L158 144L161 143L162 141H164L163 143L166 144V151L164 152V154L169 150L171 151V149L174 147V144H173V141L171 143L168 144V141H170L169 139H171L170 137H172V135H168L170 133L166 132L163 127L158 124L157 122H155L154 119L151 118V116L146 115V118L142 119ZM240 120V119H239ZM37 121V120H36ZM202 121V120H201ZM219 121V120H218ZM226 121V120H225ZM232 121V120H231ZM38 122V121H37ZM193 122L191 121V124ZM229 123V121H228ZM227 123V124H228ZM237 123V122H235ZM11 124V123H10ZM37 127L41 126V123H37ZM132 124V123H131ZM238 124V123H237ZM251 124V123H250ZM193 125V124H192ZM234 125V124H233ZM232 125V126H233ZM240 125V124H239ZM257 125V124H256ZM11 127L13 126L12 124L10 125ZM111 126H113V124H111ZM166 126V125H165ZM195 126V125H194ZM237 126V125H236ZM253 126V125H252ZM6 127H7V124L5 123V121H2L0 120V130L3 129V132H7L8 134L11 133L10 129H7L6 130ZM230 127V126H229ZM228 127V128H229ZM234 127V126H233ZM259 127V126H258ZM113 128V127H112ZM137 128V127H136ZM236 128V127H235ZM260 128V127H259ZM36 128H34L35 130ZM116 129V128H115ZM168 129V128H166ZM85 130V129H84ZM225 130V129H224ZM233 130V129H232ZM238 130H240L238 128ZM243 130V129H242ZM264 130V128H263ZM2 131V130H1ZM0 131V132H1ZM20 131V130H19ZM33 131V130H32ZM37 131V130H36ZM45 131V130H44ZM40 132V131H39ZM86 132V131H85ZM190 132V131H189ZM240 132V131H238ZM237 132V133H238ZM84 133V132H83ZM221 133V131H220ZM233 133V132H232ZM222 134V133H221ZM231 134V133H230ZM244 134V133H243ZM254 134V133H253ZM45 135V134H44ZM109 135H111V138L115 139V141L117 142H120L121 140H119L117 138L118 136V133L117 135H114L112 133H110ZM157 136V134H155ZM226 135V134H225ZM241 135V134H240ZM15 140L18 142V144L20 146H27L26 143H24L21 139L17 138L16 136L12 135ZM116 136V137H114ZM146 136V135H145ZM247 136V135H246ZM120 137H125L126 139V136H123V135H120ZM132 137V136H131ZM147 137V136H146ZM264 137V136H263ZM59 138V139H58ZM110 138V136H109ZM128 138V137H127ZM152 140H153V137H151ZM44 139V138H43ZM61 139V142H59V140ZM133 139V138H131ZM174 139V138H173ZM210 139V138H209ZM259 139V138H258ZM134 140V139H133ZM141 140V139H140ZM161 140V141H160ZM179 140V139H178ZM51 141V140H50ZM129 141V140H128ZM142 141V140H141ZM158 141V142H157ZM185 141V140H184ZM54 142V143H55ZM134 142V141H133ZM176 142V141H175ZM193 142V141H192ZM212 142V141H211ZM48 143V142H47ZM46 143V144H47ZM127 142H120V144H118V147L119 148H122L121 145H125ZM129 143V142H128ZM144 143V142H143ZM163 144V145H164ZM239 144V143H238ZM143 145V144H142ZM259 145V143H258ZM29 146V144H28ZM42 146V145H41ZM45 146V145H44ZM147 146V145H146ZM165 146V145H164ZM176 146V145H175ZM189 146V145H188ZM188 146H185L186 148ZM30 148L32 149H36L37 151L41 150L42 148H39L34 146L32 147V144L31 146H29ZM178 147V146H177ZM176 147V148H177ZM184 147V145L182 146ZM175 148V147H174ZM180 148V147H179ZM190 147H188L189 149ZM195 148V146H194ZM202 148V147H201ZM124 149V148H123ZM187 149V150H188ZM192 149V148H191ZM196 149V148H195ZM234 149V148H233ZM232 149V150H233ZM44 150V149H43ZM50 150V149H49ZM181 150V149H180ZM200 150V149H198ZM205 150V149H204ZM173 151V150H172ZM262 151V150H261ZM160 152V153H161ZM211 152H214V151H211ZM51 153V152H50ZM176 153V152H175ZM178 153V152H177ZM185 153V152H184ZM206 157L208 158L207 161H210L214 164H209L211 167H215L216 168H219L220 169H223L227 172V174H229V172L232 174H237L236 177H238L239 179H237L238 181L242 180V187L245 186V181H247L245 179V181L242 179L244 178V175L245 173H249L247 172V170L243 167V166H238L237 162H232L231 160H228V158L226 157H221V158H218L220 160V162H217L216 160V157L213 156V153H210L209 151H204ZM233 153V152H232ZM127 154L130 155L131 157L133 156L132 153H130V151H127ZM175 155V154H174ZM179 155V153H178ZM182 155V154H181ZM189 155V154H188ZM184 156V155H183ZM240 156V155H239ZM172 157V156H171ZM187 157V156H185ZM192 157L194 158H197V159H202L203 157V154L200 152L199 154H196V155H192ZM205 157V158H206ZM234 157V155H233ZM136 157H133L132 159H135ZM174 158V157H173ZM193 158V159H194ZM45 159V158H44ZM50 159V158H49ZM61 160V159H60ZM64 160V159H63ZM136 160V159H135ZM182 160V159H181ZM180 160V161H181ZM8 161V160H7ZM6 161V162H7ZM68 161V163H69ZM114 161V162H113ZM138 161V160H137ZM154 161V160H153ZM168 161V160H167ZM193 161V160H192ZM196 161V160H194ZM144 162V161H143ZM152 162V160H151ZM197 162V161H196ZM200 162V161H199ZM8 163V162H7ZM67 163V165H68ZM136 163V162H135ZM195 163V162H194ZM201 163V162H200ZM233 163H235V165H232ZM19 164V163H18ZM22 164H24L22 162ZM47 164V163H46ZM70 164V165H71ZM178 164V163H177ZM176 164V165H177ZM198 164V163H197ZM207 164V163H206ZM21 165V164H20ZM136 165V164H135ZM144 165V164H142ZM175 165V164H174ZM241 165V164H240ZM6 166V165H5ZM137 166V165H136ZM259 166V165H258ZM70 167V166H68ZM261 167V166H260ZM73 168V167H72ZM138 168V167H137ZM259 168V167H258ZM18 169V168H17ZM140 169V168H139ZM147 169V170H146ZM207 169V167H206ZM21 170V169H20ZM62 170V169H60ZM70 170V169H68ZM197 170V169H196ZM17 171V170H16ZM31 173V172H30ZM180 175V174H179ZM27 176V174H26ZM81 177V176H80ZM83 177V176H82ZM89 177V176H88ZM36 178V177H35ZM44 179V178H43ZM186 179V178H184ZM203 179V178H202ZM39 180V179H38ZM42 180V179H41ZM87 180V179H86ZM101 180V179H100ZM189 181V179H187ZM249 180V179H248ZM253 180V179H252ZM10 181V180H9ZM58 181V180H57ZM175 181V180H174ZM185 181V180H184ZM191 181V180H190ZM196 181V180H195ZM204 181V180H203ZM27 182V181H26ZM31 182V181H30ZM53 182V181H52ZM86 182V181H84ZM83 182V184H84ZM33 183V182H32ZM181 183V184H180ZM201 183V182H200ZM5 184V182L3 183ZM37 184V183H36ZM45 184V183H44ZM189 184H191L189 182ZM199 184V183H198ZM252 184V183H250ZM56 185V184H55ZM68 185V183H67ZM70 185V184H69ZM253 185L254 187L257 189V185L256 183L253 181ZM7 186V185H6ZM48 186V185H47ZM50 186V185H49ZM191 186V185H190ZM195 186V185H194ZM84 187V186H83ZM91 187V186H90ZM200 187V186H199ZM198 187V188H199ZM28 188V187H27ZM73 188V187H72ZM78 188V187H77ZM247 188V187H246ZM25 189V188H24ZM201 189V188H200ZM259 189H261V187H259ZM14 190V189H13ZM68 190V188H67ZM70 190V188H69ZM78 190V189H77ZM82 190V189H81ZM86 190V189H85ZM83 191V190H82ZM118 191V190H117ZM123 190H121L120 194H123L122 193ZM13 191H11L12 193ZM17 192V191H16ZM62 192V191H61ZM77 192V191H76ZM89 192V190H88ZM199 192V193H198ZM14 193V192H13ZM18 193V192H17ZM67 193V192H66ZM70 193V192H68ZM75 193V192H74ZM73 193V194H74ZM80 193V192H78ZM100 193V192H99ZM118 193V192H117ZM10 194V193H9ZM36 194V193H35ZM33 194V195H35ZM38 194V193H37ZM88 194V193H87ZM23 195V194H22ZM31 195V194H30ZM62 195H65V194H62ZM76 195V194H75ZM79 195V194H77ZM99 195V194H98ZM110 195V194H108ZM143 195V194H142ZM205 195V196H204ZM43 196V194H42ZM111 196V195H110ZM213 196V197H212ZM17 197V196H16ZM24 197V195H23ZM39 197H41V195H39ZM44 197V196H43ZM60 197V196H59ZM77 197V196H76ZM89 197V196H88ZM98 197V196H97ZM133 197V196H132ZM58 198V196L56 197ZM92 198V197H91ZM99 198V197H98ZM101 199H104L102 197H100ZM42 199V198H41ZM46 199V197H45ZM59 199V198H58ZM71 199V198H70ZM84 200V198H82ZM249 199V198H248ZM44 200V198H43ZM53 200V199H52ZM73 200V199H71ZM75 200V199H74ZM91 200V199H90ZM105 200V199H104ZM157 200V199H156ZM245 200H247V198H245ZM1 201V200H0ZM58 201V200H57ZM61 201V200H60ZM97 201V200H96ZM158 201V200H157ZM204 201V202H203ZM101 202V201H100ZM110 202V201H108ZM143 203H145L152 211V221L156 224H159L161 227H163L165 230H168L172 233H177L178 231H182V235L184 234L185 235V238L189 245L192 244V242L190 241V232L187 231L186 227L185 228H182L174 223H171V222H166V221H163V220H158V216L156 214V209H155V206H154V203L151 199H147L145 201H141ZM160 202V201H159ZM246 202V201H245ZM251 202V201H249ZM256 202V201H255ZM47 203H50V202H47ZM72 203V202H71ZM88 203V202H87ZM95 203V202H94ZM106 203V202H105ZM25 204V203H24ZM58 204V203H56ZM73 204V203H72ZM103 204V203H102ZM176 204V205H177ZM94 205V204H93ZM100 205V204H99ZM112 205V204H111ZM139 205V204H137ZM18 206V205H17ZM60 206V205H59ZM77 205L75 206H72L73 208L75 207L76 208ZM80 206V205H79ZM95 206V205H94ZM55 207V205H54ZM58 207V206H57ZM81 207V206H80ZM106 207V206H105ZM165 207V206H164ZM173 207V206H172ZM52 208V207H51ZM86 208H88L86 206ZM160 208V206H159ZM15 209V208H14ZM42 209V208H41ZM45 209V208H44ZM57 209V208H56ZM90 209V207H89ZM103 209V207H102ZM105 209V208H104ZM109 209V208H107ZM134 209V208H133ZM169 209V208H168ZM177 209V208H176ZM16 210V209H15ZM37 210V209H36ZM61 210V209H60ZM87 210V209H86ZM111 210V209H110ZM42 211V210H41ZM47 211V210H46ZM50 211V209L48 210ZM52 211V210H51ZM85 211V210H84ZM88 211V210H87ZM100 211V210H99ZM131 211V210H130ZM53 212V211H52ZM61 212V211H60ZM89 212V211H88ZM108 212V210H107ZM164 212V211H163ZM4 214H6L7 212H2ZM24 213V212H23ZM84 213V212H83ZM162 213V212H161ZM185 213V212H184ZM32 214V212H31ZM34 214V212H33ZM62 214V213H61ZM98 214V213H97ZM124 214V213H123ZM163 214V213H162ZM26 215V214H25ZM63 215V214H62ZM60 215V216H62ZM67 215V214H66ZM83 215V214H82ZM100 215V214H99ZM145 215V214H144ZM168 215V214H167ZM19 216V215H18ZM29 216V215H28ZM59 216V215H58ZM104 216V215H103ZM150 216V215H149ZM166 216V215H165ZM164 216V217H165ZM169 216V215H168ZM192 216V215H191ZM32 217V216H31ZM30 217V218H31ZM46 217V216H45ZM57 217V216H56ZM90 217H92V215H90ZM105 217V216H104ZM138 217V215H137ZM146 217V216H145ZM40 218V217H39ZM39 218H35L37 219L36 223H38V220ZM48 218V217H47ZM60 218V217H59ZM63 218H64V215H63ZM79 218V217H78ZM81 218V217H80ZM108 218V217H107ZM35 219H30V220H35ZM45 219V218H43ZM86 219V218H85ZM136 219H139V218H136ZM135 219V220H136ZM42 220V219H41ZM59 220V219H58ZM97 220V219H96ZM134 220V221H135ZM165 220V219H164ZM167 220V219H166ZM61 223L62 220L60 219ZM68 220L66 219V222ZM95 221V220H94ZM101 221V220H99ZM141 221V220H139ZM2 222V221H1ZM7 222V221H6ZM41 222V221H40ZM45 221L41 222L43 224ZM79 222V221H78ZM103 222V221H102ZM51 223V221L49 222ZM95 223V222H94ZM3 224V222H2ZM6 224V223H5ZM35 223H33L34 225ZM40 223H38L39 225ZM60 224V223H58ZM65 224V223H64ZM78 224V223H77ZM76 224V225H77ZM81 224V222L79 223ZM100 224V223H99ZM182 224V223H181ZM70 225V224H69ZM74 225V224H73ZM94 225V224H93ZM105 225V224H104ZM4 226V224H3ZM8 226V224H7ZM56 226V225H55ZM96 226V225H95ZM135 226V225H134ZM212 226V225H211ZM246 227L248 228V224L246 223H243L242 227ZM210 227V226H209ZM241 227V228H242ZM243 227V228H244ZM2 228V227H1ZM100 228V227H99ZM102 228V227H101ZM105 228V227H104ZM211 228V227H210ZM220 228V227H219ZM242 228V229H243ZM15 229V228H14ZM13 229V230H14ZM49 229V228H47ZM53 229V228H52ZM73 229V228H72ZM71 229V230H72ZM98 229V228H97ZM96 229V230H97ZM156 229V228H155ZM70 230V231H71ZM95 230V231H96ZM228 230V229H227ZM231 230V229H230ZM248 230V229H247ZM6 231V230H5ZM53 231V230H52ZM129 231V230H127ZM138 231V230H137ZM241 231V230H240ZM3 232V231H2ZM8 232V231H7ZM60 232V231H59ZM62 232V231H61ZM66 232V231H65ZM74 232V231H73ZM146 232V231H145ZM178 232V233H179ZM242 232V231H241ZM240 232V233H241ZM69 233V232H68ZM98 233V232H97ZM125 233V232H124ZM172 233H171V236H172ZM239 233V234H240ZM55 234V233H54ZM64 234V233H63ZM96 234V233H94ZM155 235V234H154ZM176 235V234H175ZM179 235V234H178ZM181 235V234H180ZM183 235V236H184ZM228 235V234H227ZM244 235V234H243ZM55 236V235H54ZM62 236V235H61ZM113 236V235H112ZM111 236V238H112ZM230 236V235H229ZM4 237V236H3ZM67 237V236H66ZM64 236V238H66ZM103 237V236H102ZM105 237V236H104ZM178 237V236H177ZM181 237V236H180ZM228 237V236H227ZM231 237V236H230ZM263 237V236H261ZM69 238V237H68ZM67 238V239H68ZM73 238V237H72ZM76 238V237H75ZM101 238V237H100ZM107 237H105L106 239ZM166 238V237H165ZM264 238V237H263ZM114 239V238H113ZM194 239V238H193ZM262 239V238H261ZM21 241H25L23 243V246H16L18 248V250H16V252H18V254L16 253V255H13L11 254L10 256L13 258V259H16L19 263L21 264H43V262L45 263L46 261H43L42 262V258H45L44 256H40L39 254V249L37 250V248L41 247V246H44V244L41 245L40 241L39 240H36L37 242H35V240L31 239L29 236L28 237H24L22 236V238L20 239ZM48 240V239H47ZM51 240V239H49ZM71 240V239H70ZM103 240V238H102ZM107 240V239H106ZM109 240V239H108ZM112 240V239H111ZM13 241V240H12ZM45 241V240H44ZM72 241V240H71ZM116 241V240H115ZM254 241V240H253ZM16 242V241H15ZM140 242V241H138ZM47 243H51V242H47ZM67 243V242H66ZM122 243V242H121ZM145 243V242H144ZM28 244V245H27ZM95 244V243H94ZM202 244V243H201ZM75 245V244H74ZM85 246V244H83ZM102 245V244H100ZM108 245V244H107ZM105 245V246H107ZM132 245V244H131ZM80 246V245H79ZM104 246V245H103ZM187 246V245H186ZM185 246V247H186ZM78 247V245L76 246ZM86 247V246H85ZM95 247V246H94ZM134 246H132V249H133ZM136 247V246H135ZM217 247V246H216ZM44 248V247H43ZM46 248V247H45ZM107 248V247H106ZM128 248V247H127ZM72 250H74L73 248H70ZM80 249H83V248H80ZM95 250V248H93ZM91 249V250H93ZM104 249V248H103ZM141 249V248H140ZM159 249V248H158ZM191 249V248H190ZM77 250V249H76ZM89 250V249H88ZM90 250V251H91ZM131 250V249H130ZM137 250V249H136ZM43 251V250H42ZM241 251V250H239ZM264 251V250H263ZM41 252V251H40ZM101 252V251H100ZM99 252V253H100ZM132 252V251H131ZM136 251H134L135 253ZM140 252V251H139ZM142 252V251H141ZM152 252V250H151ZM242 252V251H241ZM3 253V252H1ZM21 253H24V256L26 258H28L26 260L21 258L20 257V254ZM97 253V252H96ZM143 253V252H142ZM150 253V251H149ZM176 254V251L174 252ZM179 253V252H178ZM9 254V253H7ZM42 254V253H41ZM47 254H53V252L51 251L50 253H47ZM57 253H55L56 255ZM60 254V253H59ZM81 254V253H80ZM88 254V253H86ZM95 254V253H94ZM106 254V253H105ZM160 254V253H159ZM6 255V254H5ZM43 255V254H42ZM58 255V254H57ZM102 255V254H101ZM135 255V254H134ZM156 255V254H155ZM165 255V254H164ZM242 255V254H241ZM50 256V255H49ZM89 256V255H88ZM92 256V255H91ZM141 256V254H140ZM139 255L137 257H140ZM146 256V255H145ZM157 256V255H156ZM163 256V254H162ZM249 256V255H248ZM54 257V256H52ZM101 257V256H100ZM103 257V256H102ZM105 257V255H104ZM132 257V256H131ZM130 257V258H131ZM166 257V256H165ZM67 258V257H66ZM94 258V257H93ZM112 258V257H111ZM143 257H141L142 259ZM150 258V257H149ZM162 258V257H161ZM160 258V260H161ZM38 259V260H36ZM41 259V260H40ZM98 259V258H96ZM110 259V258H109ZM117 259V258H116ZM129 259V258H128ZM133 259V258H132ZM262 259V258H261ZM40 260V261H39ZM60 260V259H59ZM89 260V259H88ZM125 260V259H124ZM131 260V259H130ZM135 260V259H134ZM143 260H145L143 258ZM163 260V259H162ZM55 261V260H54ZM117 261V260H116ZM119 261L121 262V260L119 259ZM123 261V260H122ZM155 261V260H154ZM157 261V260H156ZM167 261V260H166ZM209 261H212V260H209ZM208 261V263H209ZM42 262V263H40ZM74 262V261H73ZM102 262V261H101ZM115 262V261H114ZM125 262V261H124ZM149 262V261H148ZM4 260H0V264H4ZM90 263V262H88ZM93 263V262H92ZM105 263V262H104ZM118 263V262H117ZM116 263V264H117ZM139 263V262H138ZM166 263V262H165ZM213 263V261H212ZM254 263V262H253ZM45 264H51V263H45ZM65 264V263H64ZM109 264V263H108ZM125 264V263H124ZM130 264V263H129ZM168 264V263H166Z\"/></svg>",
    "mask_w": 264,
    "mask_h": 264
},
{
    "label": "water",
    "instance_id": "95a60500",
    "mask_svg": "<svg viewBox=\"0 0 264 264\" xmlns=\"http://www.w3.org/2000/svg\"><path fill=\"white\" fill-rule=\"evenodd\" d=\"M41 61H43V60H41Z\"/></svg>",
    "mask_w": 264,
    "mask_h": 264
}]
</instances>
